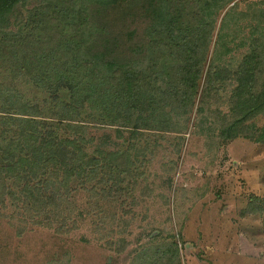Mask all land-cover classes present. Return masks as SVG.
Masks as SVG:
<instances>
[{"label": "rangeland", "instance_id": "1", "mask_svg": "<svg viewBox=\"0 0 264 264\" xmlns=\"http://www.w3.org/2000/svg\"><path fill=\"white\" fill-rule=\"evenodd\" d=\"M46 1L14 5L0 18V37L20 50L43 42L50 25L34 14ZM83 1L94 51L111 50L122 72L140 75L131 90L118 78L111 97L105 87L92 94L64 80L70 67L57 58L14 78L16 50L0 47L7 86L0 113L29 103L26 110L48 122L35 146L47 131L53 142L75 139L56 156L43 149L41 160L52 158L44 175L6 177L15 194L0 202V264H264V143L255 141L264 127V0H77L76 7ZM185 44L201 56L192 94L173 59ZM245 56L251 71L241 75ZM248 95L257 111L229 138L226 122ZM65 114L82 130L57 119ZM7 123L17 138L22 126ZM66 166L75 167L68 180ZM25 183L39 192H20Z\"/></svg>", "mask_w": 264, "mask_h": 264}, {"label": "trees", "instance_id": "2", "mask_svg": "<svg viewBox=\"0 0 264 264\" xmlns=\"http://www.w3.org/2000/svg\"><path fill=\"white\" fill-rule=\"evenodd\" d=\"M66 1V2H64ZM97 3L105 6L108 0H95ZM111 1V0H110ZM25 2V0H0V18L7 13L14 5ZM79 6L76 7L77 0H47L46 3L40 6L34 17L41 15L45 22H49V33L48 35H42L44 41H39L38 45H28L25 49L20 50L14 42L9 38H5L4 32L0 37V47L3 50L12 46V51L16 50L15 64L16 68L12 72L14 78L18 77V71L26 70L30 67L29 73L34 71L36 64L44 63L47 60H63L61 65L68 62L70 70L67 69L61 76L65 79H72L76 85L78 82H82L83 88H88L92 94L101 87L107 88V93L111 97L113 89L117 84V79L124 84V89L131 90L134 81H137L140 75L131 77L127 75V71L122 72L118 63L119 58L113 55V52L109 49H102L101 51H94L95 47V35L93 34L92 26H88V13L86 2H79ZM50 9V12L44 13L43 10ZM165 17V16H164ZM38 19V17L36 18ZM170 23L169 21L166 22ZM37 43V42H36ZM13 44V45H11ZM180 51H177L173 59L177 61V68L180 69V81L183 89L189 94L194 93L199 78L202 75L201 69V56L198 57L199 52L196 49L191 48L190 44H185ZM78 51L76 52V50ZM104 50V51H103ZM80 51V54L78 53ZM76 52L77 54H73ZM59 55V58L57 57ZM21 59V61H20ZM249 56L244 57V61L239 66V73L250 74V68L247 67V60ZM79 60L78 65L73 67L74 61ZM19 65V66H18ZM41 66V65H40ZM60 69H62L59 66ZM87 71V72H86ZM79 72H83L80 74ZM80 75L82 77H80ZM250 82L248 80L247 87L249 88ZM66 86V84H64ZM7 87L5 84L0 87ZM67 87V86H66ZM13 88L10 90L13 91ZM139 90V89H138ZM138 93V91H137ZM136 93V94H137ZM1 94V90H0ZM180 94H183L180 92ZM140 95V94H139ZM10 96L16 97L15 93L10 92ZM6 96L3 97V99ZM252 98L253 95L240 96L237 99L236 106L231 113L230 120L226 122L225 129L228 131L227 137L234 138L241 133V130H237L243 121L249 117L251 113H254L256 106ZM9 99V98H8ZM182 99V98H181ZM180 99V100H181ZM11 100V99H10ZM13 104V103H12ZM15 109L12 112H7L6 115L0 113V202L5 194L14 197V190L8 189L5 183L6 177L28 178L29 175H44L48 168V163L52 158L43 159L45 154L43 149H49L51 156H56V147L75 146V139L61 138L55 142L50 139V134L47 131L45 137L42 138L39 146H35L38 135L42 133L37 130L39 127H45L48 122L43 118H39L40 114L35 113L34 108H31V112L26 110L29 107V103L14 104ZM264 107V101L261 103ZM30 108V107H29ZM258 109V108H257ZM3 112V110H2ZM32 113V114H31ZM59 120H67L68 128L74 131H81L82 125L80 120L71 118L67 114L59 116ZM12 122L14 125H20L22 128L19 130V136L15 138L8 128L9 123ZM140 128H142L140 126ZM150 129V128H149ZM165 130V129H162ZM256 142L264 143V127L259 131L255 138ZM24 146L28 147L26 153H18L22 151ZM114 153L110 155L113 156ZM82 162L83 165H88L90 162L96 163L98 160L92 161L85 160ZM81 163V165H82ZM79 165L77 168L80 172L84 171L85 166ZM75 167H65V179L68 180L71 175L74 174ZM97 170V169H95ZM19 171L25 172L21 174ZM49 181L58 178V168L56 167L48 173ZM63 177V178H64ZM15 185V184H14ZM31 185L25 183L24 187L20 192H39V188L34 186L31 189ZM124 249V245L121 246L117 252H121Z\"/></svg>", "mask_w": 264, "mask_h": 264}]
</instances>
